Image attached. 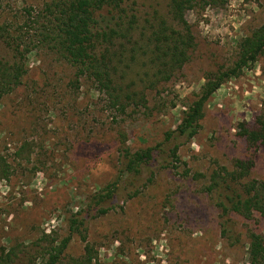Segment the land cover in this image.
Here are the masks:
<instances>
[{"label":"rangeland","instance_id":"obj_1","mask_svg":"<svg viewBox=\"0 0 264 264\" xmlns=\"http://www.w3.org/2000/svg\"><path fill=\"white\" fill-rule=\"evenodd\" d=\"M45 1L2 0L0 23ZM187 20L197 48L170 82L148 91L147 109L122 117L89 85L64 91L69 76L38 59L26 84L0 100V157L10 175L0 182V264H42L64 241L62 264L82 262L88 247L97 264H249V233L264 234V221L232 215L235 240L225 237L209 187L235 160H252L247 181H264V146L249 150L239 136L264 108V55L216 91L193 139L173 133L208 80L235 65L240 42L264 26V0H224ZM148 148L158 149L156 162L140 177L124 174L126 149ZM112 184L118 191L100 202Z\"/></svg>","mask_w":264,"mask_h":264},{"label":"trees","instance_id":"obj_2","mask_svg":"<svg viewBox=\"0 0 264 264\" xmlns=\"http://www.w3.org/2000/svg\"><path fill=\"white\" fill-rule=\"evenodd\" d=\"M7 4L12 12L13 3ZM221 4L224 0H46L38 8L17 9L13 16L4 15L0 23V100L26 84L29 64L38 59L55 61L69 76L64 91L89 85L122 117L132 106L147 109L148 91L170 82L191 61L197 48L187 14ZM263 55L264 26L240 42L235 65L208 80L173 134L193 139L216 91L241 78ZM30 100L26 96L24 102ZM239 136L249 150L264 146V108L253 123L239 125ZM157 153L155 148L137 153L126 149L124 174L140 177L156 162ZM253 165L252 160H235L233 171L224 168L211 178L209 191L218 194V206L223 211L222 233L232 240V215L248 222L257 218L264 221V181H247ZM9 176V165L0 157V182ZM116 185L104 191L107 194L100 196V202L114 196L119 189ZM67 243L48 251L49 257H43L41 263L62 264ZM247 246L248 263L264 264V234L250 232ZM90 253L88 247L78 264H97ZM18 255L14 252L8 259Z\"/></svg>","mask_w":264,"mask_h":264}]
</instances>
